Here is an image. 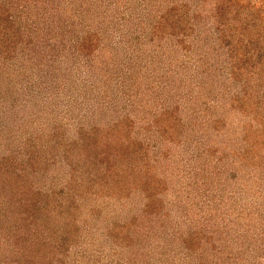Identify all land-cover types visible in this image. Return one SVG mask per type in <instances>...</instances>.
I'll list each match as a JSON object with an SVG mask.
<instances>
[{"label":"rangeland","instance_id":"obj_1","mask_svg":"<svg viewBox=\"0 0 264 264\" xmlns=\"http://www.w3.org/2000/svg\"><path fill=\"white\" fill-rule=\"evenodd\" d=\"M134 2L131 1L132 4ZM72 3L74 5L69 7L66 12L68 14L73 10H78L76 13L81 12L82 16L77 17L78 28L75 29L73 25L66 28L59 22L52 24V28L58 25H62L63 28L61 26L60 30H57L59 34L49 40L54 48L48 52L47 47L46 65L42 66V68H46L47 77L46 75H42L40 78L36 77L37 87L33 89V93L38 95H35L36 98L42 97V94L45 96V101L37 104L38 107L41 106L42 114L29 113L30 116L21 118V125H17V128L10 133L5 129L6 124L1 123L0 109V169L1 156L20 152L19 150L25 148H22L24 144L28 146L33 141L42 150L51 145L50 143L57 144V134L45 122V119L51 118L53 114L60 113L58 122L63 125L60 129L62 137L58 136L59 139L66 144L76 141L79 143L78 145H82L95 140L96 136L92 132L101 127L103 129H99V131L101 130L100 136L108 135L110 129L113 131L111 137L115 138L118 133L113 126H116L117 118L119 116L123 118L130 111V101L126 102L125 100L127 94L120 93L116 85L112 93L113 96L111 94L109 99L101 101L102 97L97 96L95 100L88 101L85 97L90 92H97V88L100 93L107 89L108 86H103V75L109 72L106 70L96 71L95 68L111 70L109 64L113 63L112 59L116 57V60L120 61L121 57L129 56L133 46L126 44L125 40L132 35L131 32L135 31L129 28L135 29L138 25L127 26L126 24L125 29L119 31L121 34L114 30L112 43L106 41L105 45H101L99 49L92 50L93 53L83 54V52L72 50L73 45L71 44L77 42L82 33L88 34L89 19L95 14L98 17L99 10L97 9L107 6L108 2L104 0H75ZM83 7H92V9L83 15ZM100 12L102 14L101 10ZM101 19L106 21V17L102 15ZM140 21L142 27H138L148 31L147 23L149 21L146 16ZM97 22L100 27L106 23L99 17ZM119 23L125 24L117 20L114 25L112 24V28L117 29L116 25ZM34 24L38 27L37 21ZM28 28V24H24V29L28 30ZM31 29L35 30L36 28H30L29 32L32 31ZM29 34L33 42L38 37L35 31ZM138 34L134 33L133 35L137 36ZM186 41L187 49L185 46L177 44L175 40L171 46L165 38L155 40V45L143 42V45L146 43L147 48L143 45H140L139 48L146 54L132 56L133 59L131 58L132 61L129 62L130 66L127 67L136 66L135 68H139V65H142L145 68L142 72L143 75L147 74L145 71L148 69L149 85L158 86L159 89L161 87L159 94L156 95V103L151 106L152 109L155 112L163 105V110L175 111L176 116L180 119L178 123L180 127L177 126V129H173L177 133V139L173 142L169 140L167 143H164L158 135L156 136L157 140L149 137V135H153L151 132H156V128L149 127V125L152 126V120H147L141 131L135 124L137 128L132 134L135 145H132L133 147L130 149L134 150L135 155H138L140 145L148 150L147 157L137 164V169L146 173L145 176L148 174L141 188L148 187L150 194L143 193V189L130 194L120 192L116 187L110 191L103 188L104 181H100L96 177V172L86 174V172L78 170L77 173L71 174L67 164L69 169L66 170H60L61 164H58V168L51 167L48 175L51 178L48 179L50 182H45L40 186L44 188L45 192L48 189L54 191V194H50L57 207L60 209L65 207L69 212L75 213L74 215L70 213L72 224L68 222L69 219L64 218L65 213L60 214V219L50 216V220L52 218L56 220L52 230L50 229V231L49 227L41 228L37 233L39 237L48 234L49 238L53 237L54 239L55 237L54 245L45 247L49 248L48 251L42 247L40 251L28 249L25 246H28L29 243H25V240L17 246V239H15L17 236L3 237L0 232V264H239L241 259L235 255V258L233 257L235 260L229 256L220 261L216 257V255H220L215 254L214 249L212 250L214 258H208L212 249L210 244L201 249L200 246L187 247L183 242L188 243L193 240L191 237H197V224L203 221V212L208 210L203 205L207 202H215V205L211 203L214 206L220 203L223 210H228L230 205L243 208V203H248L250 211L254 212L251 208L254 204H259V201L255 200V197L243 198L242 192L232 189L226 181H233L232 177L236 168L241 171L243 169L251 171L248 165L241 163L243 156L240 153L243 139L241 131H255L260 126V122L264 121V115L259 114L261 117L257 121L258 116L253 118L252 109L249 108L250 111L246 112L243 106L246 97H240L243 95V93H239L240 89L230 85L233 82L227 80L224 68H206L204 59L197 61L198 55L194 60H190V55L198 50L195 43L201 41V36L198 33L189 34ZM202 42L201 44L206 46L210 40L208 43L207 41ZM128 46L131 47L128 48ZM203 50L205 52L206 50L212 51V48H201V51L199 49L200 54H203ZM36 51V53L39 52L38 48ZM118 54L120 59L117 58ZM170 56L174 59H170ZM211 57L216 59L213 52L207 54V59ZM200 63L203 64V67ZM119 64L116 68H126L125 64ZM156 68H159L158 71ZM34 71L35 69L30 73H34ZM22 73H25V69ZM119 76H123L122 72ZM52 77L56 79L53 84L51 81L45 82ZM228 78L230 79L229 76ZM24 80L26 81V78ZM24 80L17 84L19 83L21 86L24 84ZM46 86H52L47 94H45ZM141 87L140 99L138 98L139 94L135 96L136 91L129 93L134 94V99L138 98L140 103H146L144 109L150 111L147 108L150 102L146 101L152 97V92L146 87L143 88L144 86ZM43 91L44 93H42ZM36 98L35 100H37ZM226 100L230 106L227 105L228 110L225 113L223 108L226 106L224 103ZM237 100L240 102L239 104H236ZM34 102L30 105L36 106ZM261 102H263L262 99ZM140 103H138V107ZM256 103L259 104L260 101L252 104L256 106ZM44 107L47 111H44ZM139 109L142 111L143 108ZM236 113L242 118L239 119L242 121H234L237 120L233 119L235 116L237 117ZM136 114L137 117L132 113L129 115L131 121H134L135 118L137 120L143 118L140 112ZM246 116L252 117V120L247 119ZM53 122H55L54 118ZM120 131L122 132V130ZM137 132L138 135H136ZM66 144L61 145L60 148L65 149ZM105 165H99L102 175H106ZM238 176L240 173L236 177ZM152 180L157 183L156 187H152ZM186 192L189 194L182 199L178 197ZM67 200L70 203H67ZM72 203L79 206L78 212L72 211L76 208ZM233 230L234 228L231 229V236L236 234ZM199 238L197 237L196 240ZM196 240L194 241L196 242ZM246 257L242 264H250Z\"/></svg>","mask_w":264,"mask_h":264},{"label":"trees","instance_id":"obj_2","mask_svg":"<svg viewBox=\"0 0 264 264\" xmlns=\"http://www.w3.org/2000/svg\"><path fill=\"white\" fill-rule=\"evenodd\" d=\"M104 1L108 2L107 6H102L97 10H99V19L106 23L100 27L97 22V15L91 17L88 22L90 26L88 34L82 33L78 41L71 44L73 45L72 50L91 54L93 53L92 50L99 49L101 45H105L106 41L109 43L114 41V30L121 34L119 31H123L126 24L127 26L136 24L142 27L140 20L145 16L149 21L147 23L149 28L148 31L138 26L135 29L129 28L135 30L125 40L126 44L133 46L132 54L130 52L129 56L121 57L122 62L121 60L117 61L116 57L112 59L113 63L109 64L111 70L109 68H95L96 71L106 70L109 72L103 75V86L108 87L103 93L98 92L99 88H97V92H90L85 99L93 101L97 96L102 97L101 101L109 99L116 85L120 93L127 94L125 100L126 102L130 101V114L132 113L137 117L136 113L140 112L143 118L138 120L135 118L134 121H131L128 112L123 118L120 116L117 118L118 122L116 126H113L118 133L115 138L111 137L113 131L110 129L108 135L100 136L101 130L99 131V129L101 127L92 132L96 136L95 140L82 145H78L79 143L76 141H70L68 142L70 145H68L58 137H62L60 129L63 127L58 122L60 113L53 114L54 116L47 117L45 122L57 134H55L56 145L50 143L51 145L42 150L36 142L31 141L28 146L22 145V148H25L19 150L20 152L1 156L0 232L3 237L17 236L15 238L17 239V246L25 240V243H29L28 246H25L28 249L40 251L42 247L48 251L49 248L45 247L53 246L55 237L54 239L53 237L49 238V234L39 237L37 235L38 230L48 227L50 230L56 223L54 219H60V214L63 213H65L64 218L69 219L68 222L72 224L70 213L73 212H69L65 207L64 209L57 207L55 201L51 199V194H54V191L48 189L45 192L44 188L40 186L44 185L45 182H50L48 180L51 179L48 176L49 170L51 167L58 168V164H61L60 170H66L70 167L69 173L71 174L77 173L78 170L86 172V174L96 172V177L100 181H104L102 183L103 188L110 191L116 187L120 192L130 194L143 189V193L150 194L148 187L141 188L148 174L145 176L146 173L144 174L142 170L137 169V164L147 157L146 152L148 150L140 145L138 155H135L134 150L130 149L133 147L132 145H135L132 134L137 128L136 125L141 131L147 120H152V126L149 125V127L156 128V132H151L153 135H149V137L157 140L156 136L158 135L164 143L169 140L173 142L177 139V133L173 129H177V126L180 127L178 125L180 119L176 116L175 111L163 110V105L155 112L152 109L151 106L156 103V95L159 94L161 87L159 89L158 86L149 85L148 69L145 71L147 74L143 75L142 72L145 68L142 65H139V68H135L136 66L127 68L130 66L129 62L132 61V56L146 54L139 48L143 42L155 45V40L165 38L171 46L175 40L177 44L184 47L187 44L186 37L189 34L198 33L201 36V41L195 43L198 50L190 55V60H194L198 55L197 61L204 59L206 68H224L223 71L227 80L233 82L230 85L240 89L239 93H243L240 97H246L243 101L246 112L252 109L253 118L258 116L257 121L261 117L259 114L264 115V0H126V2L116 0V3L115 0ZM131 1L135 2L132 4ZM72 2L75 0H0L1 123L6 124L5 129L10 133L17 128V125H21V118L29 117L31 113L42 114V108L41 106L38 107L37 104L43 103L45 96L42 94V97L36 98L38 95L33 93V89L37 87L35 81L42 75L47 77L46 68H42V66L46 65L47 47L48 52L54 48L49 40H52L54 35L59 34L57 30L62 25L66 28L71 25L75 29L78 28L79 20L77 17L82 16L81 12L76 13L78 10L70 11V14L66 12L69 7L74 5ZM91 9L92 7H83V15ZM101 15L106 17V21L101 19ZM117 20L125 24L119 23L116 25L117 29L112 28V24L114 25ZM35 21H37L38 27L34 24ZM54 22H59L62 25L52 28ZM24 24H28V30L24 29ZM30 28H36L31 30L38 34L34 42L29 37V33L32 32H29ZM146 32L148 33L146 34ZM134 33H139V36H134ZM171 39L173 40L171 41ZM209 40L210 43H208ZM202 41H207L208 44L204 46L201 44ZM143 46L147 48L146 43ZM130 47L128 46V48ZM200 47L212 48V51L206 50L205 52L203 50V54H200ZM36 48L39 50L38 53H36ZM128 48L126 49L128 50ZM185 48L187 49L186 46ZM135 49L136 51H133ZM210 52L214 53L216 59L212 57L207 59V54ZM117 58L120 59L119 54ZM170 59L174 58L170 56ZM118 63H120L119 65L125 64L126 68H116ZM201 66L203 67V64ZM23 69H25L24 74L22 73ZM34 69V73H30ZM126 69L129 70L125 71ZM158 69L156 68L157 71ZM121 72L123 76H119ZM21 80L25 82L20 86L17 82ZM55 80L52 77L45 82L51 81L53 84ZM141 86L152 92V97L146 101L147 103L150 102L147 107L150 111L144 109L146 103L138 101L141 96ZM46 88L45 94L52 86H46ZM135 91V96L139 94L137 99H134V94L129 93ZM133 100L135 101L132 102ZM137 101L140 103L139 107ZM256 101H260V103H256L255 106L252 103ZM32 102L36 103V106L30 105ZM224 103L226 106L223 108V112L226 113L227 105L230 106V104L228 100ZM239 103L237 100L236 104ZM140 107L143 108L142 111H139ZM44 111H47L45 107ZM236 115L237 117L235 116L233 119L237 120L234 121H242L239 120L242 118L239 117L238 113ZM145 116L146 118H144ZM249 117L246 116L247 119L252 120V117ZM53 118L55 122H53ZM138 132L136 135L139 134ZM241 132L243 135L240 151L243 155L241 163L248 165L251 171L244 169L241 171V169L236 168L232 177L234 182L226 181V183L232 189L242 192L243 198L255 197L254 199L258 200L259 204H254L251 208L254 212H251L248 203H243V208L230 205L228 210L221 209L223 206L221 207L220 203L217 206H214L215 202L205 203L203 207L208 208V210L203 212V221L199 222L197 230L195 229L198 233L197 237L200 238L196 240L197 237H191L192 242L196 240L193 242L195 245L191 241L183 242V244L193 248L200 246L201 249L210 244L212 248L208 254L210 259L214 258L212 251L214 249L215 254L220 255H216L220 261L224 257L230 256L234 259L236 256L241 259L238 263L242 264L245 256H247L250 264H264V121L260 122V126L255 131L244 130ZM102 139L104 140L102 141ZM65 144L66 148L61 149L60 146ZM99 165L106 166V175L101 174L99 170L101 166ZM238 173L240 176L236 177ZM220 177L222 176L220 175ZM156 186L157 183L152 180V187ZM188 194L186 192V194H180L178 197L182 199ZM66 202L70 203L69 200ZM72 205L76 207L72 211L78 212L79 206L73 203ZM50 216H53L54 219L50 220ZM232 228L236 234L231 236ZM49 230L48 232L52 229ZM58 244L60 243L58 242Z\"/></svg>","mask_w":264,"mask_h":264}]
</instances>
